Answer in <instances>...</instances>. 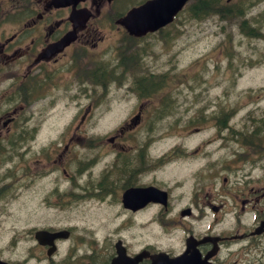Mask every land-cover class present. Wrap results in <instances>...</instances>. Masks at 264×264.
Here are the masks:
<instances>
[{
    "label": "flooded vegetation",
    "instance_id": "flooded-vegetation-1",
    "mask_svg": "<svg viewBox=\"0 0 264 264\" xmlns=\"http://www.w3.org/2000/svg\"><path fill=\"white\" fill-rule=\"evenodd\" d=\"M52 1L0 0V264H264V176H244L236 189L211 191L200 186L175 196L178 185H160L156 175L177 169L172 165L179 163L180 156L188 155L187 145L176 143L170 150L154 154L146 142L138 141L148 110V104L143 102L148 93H137L138 103L129 121L104 139L89 136L83 126L69 127L61 137L48 142L50 145L62 139L60 146L47 151L48 155L42 154L47 139L36 150L33 144L41 139V128L31 126V122L37 113V102L45 101L47 108V95L53 89H67L75 81L91 82L98 89L107 87L108 79L120 68H124V74L135 71L126 65L132 57H127L123 47L134 41L133 51L140 47V39L128 35L117 20L110 28L119 29L123 37L104 38L98 34L93 20L99 14L94 12H99L104 0H87L76 6L92 11L85 22L69 14L72 6L57 7ZM144 1L131 0L127 4L130 9ZM67 35L71 41L65 47L54 46ZM100 41L119 54V63L123 60L126 64L119 67L104 62V76L99 74V66L85 73V62L88 66L97 63V58L85 57V51ZM81 101L78 98L80 107ZM98 103L93 96L86 115ZM84 141L96 150L85 162L73 152ZM246 147L248 151L239 154L244 159L254 162L256 155L258 160L264 156L258 154L252 141L246 142ZM111 154L113 159L107 161L105 158ZM47 156L52 171L67 173L66 179H47ZM79 159L78 169L68 173V164ZM104 159L106 165L93 176L92 168ZM163 165L168 166L156 171ZM149 172H155L152 183L146 178ZM42 180L47 181L42 202L45 208L47 199H58L54 202L57 207L77 201L79 211L100 210L112 204L110 197L122 200L129 191L131 200L124 201L129 207L123 208L128 214L143 216L139 238L131 240L119 235L101 249L97 230L90 232L82 224L71 222L47 226L46 215L37 212L35 216L33 207L32 189ZM153 184L168 192L144 198V189ZM187 198L188 203L174 211ZM149 210L156 214L152 220L145 216ZM152 222L159 227V235L155 242H148L144 237ZM125 226L127 223L122 228ZM48 232L60 234L51 237Z\"/></svg>",
    "mask_w": 264,
    "mask_h": 264
},
{
    "label": "rangeland",
    "instance_id": "rangeland-1",
    "mask_svg": "<svg viewBox=\"0 0 264 264\" xmlns=\"http://www.w3.org/2000/svg\"><path fill=\"white\" fill-rule=\"evenodd\" d=\"M128 1L123 0L121 4L123 8L128 6ZM197 1L194 0L190 3L189 8L180 14L174 26L145 40L144 50L147 52L148 59L144 61V64L151 69H157L156 72L159 75H165V79L170 82L171 86L177 87L170 86L169 93L163 95L164 98L171 97L174 109L159 103L156 110L168 111V116L163 120H158L156 116L152 115L144 132L147 137L146 141L153 142L151 149L154 153L164 152L174 144L181 142L187 143L189 147L196 150L195 153L203 156V162L200 160L198 167L209 170L222 163L224 169L219 177L211 181L213 187L210 189L231 190L241 184L245 175H264V156L258 160V155H256L255 163L251 160H247L245 163L236 161L232 157L237 152H243L241 146L246 151V142L251 141L259 149L258 154L263 153L264 155V144L261 145L256 141L257 138L264 137V127L257 128L252 132L249 125L244 127L246 123L251 122L249 121L250 115L254 118L255 123L264 124V37L253 38L242 32L237 24L240 20L234 24L222 21L216 16L206 19L193 17L191 7ZM247 1L249 4L247 9L250 11L248 18L254 19L253 26L264 34V0ZM116 8L107 2L103 3L99 8V16L93 20L94 25L98 26V34L104 38L109 35L122 37L117 32L119 29L110 28L111 23L117 18L116 15L115 19L111 20V16L115 15ZM162 92L163 90L158 93L159 97ZM55 94H60L58 106H62L58 119L59 121L65 119L64 123H54L55 119L52 118L56 116L57 110L51 109L47 112V109L41 104V108L46 109L43 117L36 115L32 124L35 126L47 124L49 116H52L50 120L52 119L53 123L47 126L41 139L35 140L33 145L36 150H40L41 143L48 140L47 131L52 135L59 136L61 129L58 126L65 127L68 118H71L75 112V110L64 108L63 104L67 95L63 91H55ZM134 101L131 94L125 93L123 88L117 87L116 91L102 104V118L89 120L85 126L89 132L95 131L97 129L95 126L108 129L99 131V134L114 130L128 120L130 113L128 106L134 104ZM226 103L235 107L236 114L231 122L227 120L226 126L220 128L217 116ZM176 105L177 113L175 112ZM198 116L205 121L202 126L196 124ZM71 120L74 123L78 122L76 117H72ZM83 154L89 158L85 151ZM105 159L112 160L113 154ZM105 159L98 166L92 168L96 170L94 175L106 165ZM71 169L73 170L74 167ZM59 173V170H55L53 177L57 178ZM176 174V170L170 168L159 172L156 178L159 181L174 182L179 180ZM224 177L227 178V184H222ZM146 178L147 181H151L155 177L150 173ZM202 183L203 179L196 172L193 186L188 188L186 185L185 190L191 191L192 188L197 187L199 189ZM32 190L35 216L39 215L37 212L46 215L47 226L53 224L64 226L71 222L73 225L82 224L84 229L90 232L97 230L101 249L110 246L119 235L131 240L135 237L138 239L140 236L139 226H141L143 216L126 213L116 197L115 206L111 208L79 211L76 206L77 201L57 207L54 202L58 199H47V208H45L46 204L42 202L47 191L46 180L36 182ZM178 193L179 189L174 191L175 196H178ZM176 199L178 198L176 197ZM188 201L189 198L180 202L175 206L174 211L178 206L184 205ZM115 207L116 209H113ZM145 216L150 219L154 218L156 214L149 210ZM115 220L119 221L114 223ZM121 220H123L122 224ZM34 221L36 222V220ZM125 223L127 226L122 228ZM116 224L120 227H115ZM158 235L159 227L148 224L144 238L148 242H155ZM174 245L179 246L176 242Z\"/></svg>",
    "mask_w": 264,
    "mask_h": 264
},
{
    "label": "water",
    "instance_id": "water-1",
    "mask_svg": "<svg viewBox=\"0 0 264 264\" xmlns=\"http://www.w3.org/2000/svg\"><path fill=\"white\" fill-rule=\"evenodd\" d=\"M83 0H53L55 6H73L72 17H81L85 22L90 13L87 9L76 10L75 5ZM110 1V0H109ZM188 0H149L145 4L133 8L121 23L132 34H141L156 30L173 20L174 15ZM79 22V21H78Z\"/></svg>",
    "mask_w": 264,
    "mask_h": 264
},
{
    "label": "trees",
    "instance_id": "trees-1",
    "mask_svg": "<svg viewBox=\"0 0 264 264\" xmlns=\"http://www.w3.org/2000/svg\"><path fill=\"white\" fill-rule=\"evenodd\" d=\"M219 6V3L218 1H212V0H199L194 6H192L191 10L194 11L195 15L197 16H203V15H207L208 13H210L211 11H214L215 10V7H218ZM226 12H229L230 9L229 8H225ZM144 83V86H143V89H142V86H141V92L142 94H144V91L145 92H149L150 91V88H158L159 87V79H155L152 81V79H144L143 80ZM156 82V83H155ZM137 86L140 84L139 81L136 82ZM141 84H142V81H141ZM140 87V86H139Z\"/></svg>",
    "mask_w": 264,
    "mask_h": 264
},
{
    "label": "bare ground",
    "instance_id": "bare-ground-1",
    "mask_svg": "<svg viewBox=\"0 0 264 264\" xmlns=\"http://www.w3.org/2000/svg\"><path fill=\"white\" fill-rule=\"evenodd\" d=\"M146 85V84H145ZM144 86V85H143ZM143 86H142V89H143ZM152 88H150V90H151Z\"/></svg>",
    "mask_w": 264,
    "mask_h": 264
}]
</instances>
